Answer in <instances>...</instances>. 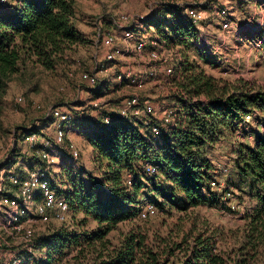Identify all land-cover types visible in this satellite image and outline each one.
I'll return each instance as SVG.
<instances>
[{
	"label": "trees",
	"instance_id": "trees-1",
	"mask_svg": "<svg viewBox=\"0 0 264 264\" xmlns=\"http://www.w3.org/2000/svg\"><path fill=\"white\" fill-rule=\"evenodd\" d=\"M78 1L17 0L13 12L3 10L4 5H0V117L2 100L12 80L25 77L30 67L54 71L69 63L76 47L88 43L75 27ZM163 13L160 11L161 15ZM165 22L167 27L155 16L145 20V24L154 26L165 38L169 35L178 37L176 44L185 49L184 53L189 52L192 47L190 37L196 30L182 9H173L171 20ZM166 28L169 32L165 36ZM175 75H178L175 81L179 89L177 95L184 96L186 102L181 100L184 104L174 127L166 134L162 132L159 140H153L152 134L141 124L137 128L114 121L106 126L100 117V108L82 111L84 115L97 112V119L80 121H84L82 125L91 126L86 137L93 148L94 162L102 171L101 176L89 189H75L70 202L53 182L50 185L66 198L73 215L81 214L83 221L90 219L96 229L63 240L55 236L46 239L42 245L55 252L80 249L79 254L83 253L82 248H87L96 255L90 264H264V89L230 88L188 58ZM256 110L260 112L262 131L252 132L253 144L240 145L234 161L236 176L247 183L249 197L255 202L244 216L246 224L238 241L237 257L219 249L223 233L217 230L193 235V229L188 234L192 243L186 242L187 237L183 236L181 243L185 246L175 243L154 251L147 244L148 234L133 227L119 239L118 245L113 246L108 235L120 223L132 221L139 215L138 198L142 190L153 193L155 199L157 196L163 199L162 203L151 202L159 210H163L166 203L177 207V197L180 201L178 209L183 212L212 206L213 199H221L210 188L213 169L207 159V149L224 134H234ZM3 132L0 122V134ZM40 162L37 168H41L43 162ZM142 165L143 175H147L148 167L156 169V174L150 176L155 182L153 187L145 186L141 175L137 174ZM126 174L132 176L129 186L123 181ZM161 183L162 189L159 188ZM174 250H184L182 260L172 261ZM44 264L55 263L47 258Z\"/></svg>",
	"mask_w": 264,
	"mask_h": 264
},
{
	"label": "rangeland",
	"instance_id": "rangeland-1",
	"mask_svg": "<svg viewBox=\"0 0 264 264\" xmlns=\"http://www.w3.org/2000/svg\"><path fill=\"white\" fill-rule=\"evenodd\" d=\"M235 1L237 2V0ZM212 2H215L213 5L217 8L225 6L229 8L237 7V3L231 4L228 3V0H80L77 2L75 7L77 21L80 25L83 24L82 21H85L84 24H87L92 30L91 34H85L88 44L76 47L69 63L60 65L61 67L59 66L54 71L50 72L40 67H30L25 77L21 78L23 80L18 77V79L16 78L8 84L2 100L0 117V122L4 129V132L0 134V171H3L2 174L4 175L12 164L17 165L16 170H18L20 179L27 178L28 173L37 169V165L41 164L40 158L37 153L33 152V148H28L26 143V138L29 135L36 134L39 140L35 150H44L41 146L42 139L50 143V147L47 150L50 163L49 165L42 163L41 169L49 168L50 182H53L54 187L61 194L64 193L69 202L75 189L79 190L82 187L89 189L91 186L96 185L102 171L94 161L90 160L91 149H89L90 146H88L89 142L86 134L91 126L85 123L80 127H73L70 133H67V126L64 130V141L56 143L54 141L56 133L54 121L52 118H46L47 113L59 108L62 109V112L67 110L73 113L74 117H78L79 113H81L78 112L81 110L79 106L83 105V103L91 102L84 109H93V104L96 103L101 107V111H99L100 117H110L113 122H123L118 116L116 109L125 99H130L134 96L139 98L140 103L145 101L149 104L153 103L154 109L159 113L172 110L175 107L180 108L182 103L186 102L184 96V98H180L177 95L179 89L175 81L178 75H175V73L181 63L176 67L174 62L179 54L184 59L182 52L186 51L183 47H179L176 44L179 38L174 35H169L167 38L164 35L162 38L159 37L162 39V58L164 57L168 62H172V68L176 67L170 75L161 73L159 77L149 78L148 80L142 79L140 85L137 86L121 84L116 80V76L119 73L118 66L122 71H128L127 73L135 74L138 71L133 72L132 69L124 68L126 66L117 62L116 57V66H110L107 72L95 73L103 83L101 87L90 86L82 80L83 78L80 80L82 72L93 73L97 62L102 59H98L97 54L93 59L94 52L98 49L101 39V36L98 38L94 33L97 24L101 28L100 34L107 35V32H110L111 36L119 37L121 35L115 29V25L116 23L122 26L125 25L121 23L122 17L134 18L135 21H138L137 18H142L145 21L146 18L155 16L156 13L160 14V11L166 13V10L172 8L171 4H176L178 7H196L198 10L204 11L211 7ZM240 5H238V9ZM162 18L163 16H160L159 20L162 21ZM164 19H167L166 14ZM211 26L212 30L210 32L219 34L217 27L214 24ZM141 27L145 28L143 24ZM151 28L150 32L152 33L155 31V27L152 26ZM168 32L169 30L166 28L165 36ZM202 41L203 38L201 41L196 40V42L200 43ZM233 41L230 46H233ZM218 52L220 53L219 62L223 63L219 66L215 62L216 68L204 67L208 74L220 80L222 84H227L230 88L243 89L245 86L247 89H264V65L246 63L244 62V57L240 59L234 58L232 49ZM189 59L192 60L191 55H189ZM196 62L202 64L197 59ZM139 66H145V64ZM94 98L95 101H92ZM181 100H184V102H181ZM72 107L77 111H71L70 108ZM145 116H147V112ZM148 117L154 121L152 116L148 115ZM259 119V111L251 112L234 134H224L220 140L207 149V159L213 169L212 179L209 183L210 188L217 196H221V199H213L212 202L214 204L212 206H199L183 212L178 209L180 201L177 197L175 199L177 207L166 203L164 209L159 210L151 202L157 200V202L162 203L163 199L160 196L155 199L153 193H147L146 190H142L138 198L140 201L138 205L139 215L132 221L120 223L108 235L113 246L118 245L119 239L133 227H138L143 233L148 234L149 240L147 244L154 251H161L166 248L165 246L170 247L175 243L185 246L184 243H181L183 236L187 237L186 242L192 243V239L188 237V234L193 229V235L204 231L217 230L219 233H223L222 237H220L222 239L219 242V249L229 253L233 258L237 257L238 241L246 224L244 216L246 211L255 205V202L249 197L247 183L236 176L234 161L240 145L248 146V144H253V135L262 131ZM137 120L136 118H130L124 123L137 128H140L139 125L141 124L147 132L152 134L148 125L144 126ZM158 120H155L154 123L159 124ZM74 124H76L75 121L70 125ZM140 131L146 136L145 138H148L147 133L143 129ZM69 140L80 149L82 154L80 160L73 159L69 148L71 141ZM143 173H145V170L143 172L142 165L138 168L137 174L141 175L145 186L153 187L155 183H153V179L146 174L143 175ZM131 180L132 176L130 175L126 176L123 181L124 184L129 186ZM4 183V196L10 199L19 198L18 188L7 182ZM161 186H163L162 183L159 186L162 189L163 187ZM38 201V193L34 191L31 204L29 205L30 213H33L32 209L38 204ZM148 205L153 206V213L145 211ZM14 211L9 205H0V235L4 237V241L7 244L4 250H16L18 252L21 249L20 247L24 246L23 242L17 239H21L22 234L11 240L9 234L12 235L13 231L8 228ZM28 219L31 221L23 220L21 223L24 230L32 232V240L34 242L32 253L35 258L33 257L31 262L25 264H44L47 258H50L55 264H90L96 256L91 251H88L87 248H82L83 253L79 254L80 249L69 252L66 250L55 252L51 248L49 249L48 246L42 245L46 239L50 240L55 236L63 240L73 234H83L95 230L96 224L90 219L83 221L81 214L73 215L70 210L68 219L64 223L53 219L48 223H42L33 215H29ZM158 237L165 241H160ZM184 255V250H174L172 261H180Z\"/></svg>",
	"mask_w": 264,
	"mask_h": 264
},
{
	"label": "built area",
	"instance_id": "built-area-1",
	"mask_svg": "<svg viewBox=\"0 0 264 264\" xmlns=\"http://www.w3.org/2000/svg\"><path fill=\"white\" fill-rule=\"evenodd\" d=\"M7 0H0V5H5ZM188 17L191 23L195 24L196 22L202 19L200 13L196 12H188ZM122 21L127 22V17H122ZM122 28L124 38L127 42H133L134 48L136 51H142L144 49V44L141 41H135V34L131 30V26L129 24H125ZM100 37V36H99ZM100 44L103 45L105 49L108 51L105 52L104 57L99 60L96 64L94 72L92 74L86 73L83 74V79L93 87H101L103 83L100 81L99 77L95 73L107 72L110 66L114 67L116 64V52L114 51L115 38L111 35L106 36L105 38L101 37ZM153 45L157 47V43L153 42ZM148 70L144 73L143 78L131 73H127L128 71H119L116 76V80L118 83L126 84V85H135L137 86L142 79L154 78L156 75V67L152 64H157L156 60L160 61L162 65H164V74L170 75L177 67L178 63L176 59V67L172 68V62H168L166 58H162V55H159L157 51H151L148 55ZM181 62V60H180ZM184 98V97H181ZM186 99V98H184ZM21 101V99H19ZM204 102V100H200ZM122 104L118 106L116 112L118 116L121 118L123 122L130 118H136L139 123L148 125L150 128V132L153 134V137L157 140L160 139V136L164 128H173L175 122L178 118V114L180 110H169L165 111L161 119L158 120L159 124H155L154 121L150 120L148 115L152 114V108L145 101L140 103L139 98L134 96L130 99H125V101L121 102ZM143 105V106H141ZM95 109L101 108L99 104H93ZM147 112V116H145ZM46 118H52L53 124L56 128L55 139L56 143H61L65 139V128L70 126L72 122H74L75 117L73 113L70 111L62 112V109H53L50 113H47ZM103 123L106 126H110L112 124V120L110 117H103ZM38 136L36 134H31L26 138V143L28 148H33V151L37 153L40 160L49 165L50 159L49 154L47 152L50 147V143L42 139L41 146L44 150H35L37 145ZM70 152L73 158L78 157V151L72 145L69 146ZM16 165L12 164L8 167V170L2 174L0 171V205H9L12 207L14 211V215L11 217V224L8 228H10L13 233L9 234L11 240L17 238L19 234H22L21 239L17 238L21 242H23L24 246H21L20 251H7L4 250L7 247L6 242L4 241V237L0 235V264H25L31 262L34 254L32 253L34 249V242L32 240V232L30 230H24L22 226L23 220H29L30 216L36 217L42 223H48L49 221L56 220L57 222L64 223L67 221L69 216V203L66 198L62 195L57 194V192L51 188V182L49 180V168L46 167L44 169L37 168L34 171L28 173L27 178L20 179L18 170H16ZM146 173L148 176H153L156 174V169L154 167H148L146 169ZM4 182L12 185L13 187H17L20 193L19 198L10 199L4 196L5 186ZM212 185H214L212 183ZM36 191L39 196L38 204H36L30 213L29 205L31 204L32 195ZM145 211L153 213V206L148 205L145 208ZM35 258V257H34Z\"/></svg>",
	"mask_w": 264,
	"mask_h": 264
},
{
	"label": "crops",
	"instance_id": "crops-1",
	"mask_svg": "<svg viewBox=\"0 0 264 264\" xmlns=\"http://www.w3.org/2000/svg\"><path fill=\"white\" fill-rule=\"evenodd\" d=\"M214 3L215 2H212L211 7H209L208 9H205L206 11L205 10L200 11L196 7H191V6L178 7V5L176 6V4H171L172 9L168 10L167 13L164 12L163 15H161L162 13L155 14L156 19H159L160 15L163 16L164 18L166 14L167 20L170 21L172 17L173 9L181 8L183 11V14L186 15L188 19H189L188 12L190 11L200 13L202 16V19L200 21L196 22L195 24L192 23L193 27L196 30V33L190 37V43L192 46L191 50L187 53L182 52L183 54L182 56L184 57V59H182L181 55L179 54L176 57L177 62H176V59L174 62L180 64L184 62L186 58L189 59V55H191L192 60L190 59L189 60L199 65L205 71L204 67L210 66V68H216L215 62L219 64V66L221 65V63H223V62L221 63L219 62L220 53L218 51L232 49L234 51V58L240 59L244 57V62L246 63L251 62L254 65H257V64L264 65V0H237V2L235 0H228V3H231V4L237 3V7H234L235 9L229 8L226 6L217 8V7H214L213 5ZM239 4L241 5H240V8L238 9ZM17 5H18L17 0H13V1L7 0V3L4 5L3 10H6L8 12H13L16 9ZM245 15H248V16H245ZM76 17L77 16L75 15V27L77 31L84 38H86L87 36H85V34L86 33L91 34L92 30L90 27L87 26V24H84L85 21H82L83 24L80 25ZM137 20L138 21H135L134 18L128 17L127 22H124L121 20V23L129 24L131 26V30L135 34V41L138 40V41L143 42L144 49L142 51H136L134 48V44H132V42H127V40L124 38V34H123L124 32L122 28L126 25L122 26L116 23L115 29L119 31V35L121 36L114 37L115 38L114 51L116 52L117 62H119L122 65H125L126 67L124 68H128L129 70L132 69L133 72L138 71V73H135V75L139 76L140 78H143L144 73L148 70L147 68H149L147 67L148 62H149V57H148L149 53L151 51H157L159 55H162L161 53L162 51L161 40L162 39H160L162 38V35H160L156 30L151 33L150 28L152 27V25L145 24L144 19L137 18ZM167 20L165 19L162 20L164 23L163 26L168 25L167 22H165ZM205 20L207 21L205 22ZM142 24L145 27L144 29L141 27ZM212 24H214L217 27L219 34H212L210 32V30H212L211 28ZM163 26L162 28L160 27L162 30H163ZM100 29L101 28H99L97 24V28L94 32L96 34V37L99 38V36H101L105 38L106 36L111 35L110 32H107V35L100 34L99 32ZM202 38H203V41L201 43L196 42V40L201 41ZM232 40H234L233 41L234 43H233V46H230L232 44ZM153 42H156L158 44L157 47L153 45ZM106 51L108 50L105 49L102 44H99L98 49L94 52L93 59L95 58L96 54L98 56V59L103 58ZM196 59L199 60L202 64H199L198 62H196ZM156 62L158 64L154 65L156 67L155 77H159L161 76V73L164 74L163 69L165 66L162 65L161 62L158 60H156ZM143 64H145V66H139ZM119 71H122V69H119V66H118V72ZM86 73L92 74L91 72H87V71L82 72L80 75V80L81 78H83L82 77L83 74H86ZM205 73L208 74L206 71ZM82 80L85 81L84 79ZM138 85H140V83ZM92 101H95V98ZM90 103L91 102H88L87 104L90 105ZM87 104L83 103V105L79 106L81 110H79L78 112H81L79 114L81 118L79 117L78 119L75 116L74 121L76 124L72 126L71 125L68 126L67 133L72 132L73 127H80L82 125V122L86 121L87 119L88 120L97 119V115L95 111H92V112L90 111L86 115L82 114V111L84 110V108L88 106ZM149 106L153 110V113L149 114L150 116L153 117V120L155 121V120L161 119V116L162 114H164L165 111H163L162 113L157 112L156 109H154L153 103H150ZM70 109L71 111L75 110V108L73 107ZM177 109L180 110V108H177V107L172 108V110H177ZM83 115L86 117H83ZM83 118H85L84 121H80V119L82 120ZM170 129L171 127L170 128L163 127V131H162L163 134H166L167 132H169ZM153 140H157V139L154 138ZM70 145L75 147V149L78 151V157L73 158V159L80 160L81 155H82L80 149L74 146L72 141L69 143V146ZM251 145L252 144H248V146H251ZM88 146H90L89 149H91L90 160L93 162L94 161L93 148L89 143H88ZM15 167H17V165ZM126 176H130V175L126 174L124 177Z\"/></svg>",
	"mask_w": 264,
	"mask_h": 264
}]
</instances>
